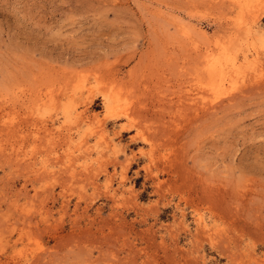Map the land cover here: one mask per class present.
Returning <instances> with one entry per match:
<instances>
[{
    "label": "rangeland",
    "instance_id": "374dc122",
    "mask_svg": "<svg viewBox=\"0 0 264 264\" xmlns=\"http://www.w3.org/2000/svg\"><path fill=\"white\" fill-rule=\"evenodd\" d=\"M239 1L0 0V264H264V0ZM206 48L239 68L194 111Z\"/></svg>",
    "mask_w": 264,
    "mask_h": 264
},
{
    "label": "bare ground",
    "instance_id": "6f19581e",
    "mask_svg": "<svg viewBox=\"0 0 264 264\" xmlns=\"http://www.w3.org/2000/svg\"><path fill=\"white\" fill-rule=\"evenodd\" d=\"M241 2V0L239 1ZM246 4V3H245ZM247 5V4H246ZM254 6V5H253ZM252 8V7H251ZM245 13V12H244ZM246 14V13H245ZM250 14V13H249ZM247 14V15H249ZM255 16V15H254ZM250 17V16H249ZM252 17V16H251ZM255 18V17H254ZM243 19V18H242ZM256 20V19H253ZM241 22V21H240ZM181 24V23H180ZM184 27V26H183ZM187 26H185L186 28ZM198 27V26H197ZM188 29V28H187ZM184 30V29H183ZM236 34V33H235ZM187 35V34H186ZM216 43V42H215ZM218 44V43H217ZM255 44V43H254ZM208 45V44H206ZM211 46V45H210ZM205 47V45H204ZM256 47V46H255ZM219 51L221 52V47H218ZM232 51H229L228 53H224L223 57L220 56L219 53H215L210 51L209 49H205L204 52L202 53H198L195 55L194 60H192V68L189 69V74H190V80L188 83V85L186 86V90H185V94L183 98H186V100H188L189 104H187L186 106L189 108H193L194 111H196L197 109H199V105L201 104V106L203 108H205L203 111L206 112L208 110H210V108L213 106L211 99H209V96L212 93H215L218 91V88L221 85H225L224 83L230 82L232 83L233 80L232 78H234V76L232 75V73L234 72V70H237L239 68V65H237L236 63V50L235 49H231ZM257 52V51H256ZM242 57L247 58V53L246 50L243 49L241 51ZM190 57V56H189ZM192 59V57H191ZM190 63V62H189ZM183 65V64H182ZM181 65V66H182ZM187 65H185L186 67ZM191 66V65H190ZM190 68V67H189ZM243 68V67H242ZM184 76V75H183ZM233 76V77H232ZM186 80V79H185ZM228 83V84H230ZM69 84V83H68ZM81 84V83H80ZM175 84V83H173ZM76 86V85H75ZM185 87V86H184ZM178 88V87H177ZM181 87H179L180 90ZM66 89H67V85H66ZM178 90V91H179ZM177 91V90H176ZM182 94V93H181ZM53 94L52 92H48L46 94H44L43 96H41V98H39V100L43 101L48 100V101H52L53 98ZM68 96V95H67ZM80 96V94H79ZM166 96V95H165ZM168 96V95H167ZM172 96V95H171ZM183 96V95H182ZM40 97V96H39ZM212 97V96H211ZM176 98V97H175ZM180 98L181 95H180ZM83 99V98H82ZM173 99V98H172ZM170 99V101L172 100ZM199 100V102H197V100ZM38 100V101H39ZM44 100V101H45ZM55 100V98H54ZM84 100V99H83ZM43 101V102H44ZM82 101V100H81ZM40 102V101H39ZM53 102V101H52ZM79 102V100H78ZM168 102V101H167ZM47 103V102H46ZM55 103V102H54ZM89 103V102H88ZM171 103V102H170ZM184 103V101H183ZM200 103V104H199ZM39 104V103H37ZM85 104V103H84ZM178 104V103H177ZM181 105V103H179ZM185 105V104H184ZM183 106V105H182ZM54 107V106H53ZM172 107V106H171ZM177 108V106H175ZM181 107V106H180ZM214 107V106H213ZM52 108V107H51ZM67 108V107H66ZM65 108V109H66ZM186 108V107H185ZM127 109V108H126ZM192 109V110H193ZM215 109V108H214ZM213 109V110H214ZM41 110V109H40ZM139 110V109H138ZM174 110V109H173ZM183 110V109H182ZM187 110V109H186ZM190 111V109H188ZM177 111V110H176ZM175 111V112H176ZM79 112V111H78ZM82 112V111H81ZM184 113V112H183ZM81 114V113H80ZM174 114V113H173ZM186 114V113H184ZM79 115V113H78ZM129 115V114H128ZM143 115V114H142ZM172 115V114H171ZM176 115V114H175ZM199 115V114H198ZM207 115V114H205ZM87 116V115H86ZM178 116V115H177ZM85 117V116H84ZM82 118V117H81ZM86 118V117H85ZM133 118V117H132ZM171 118V117H170ZM200 118V117H199ZM198 118V119H199ZM196 119V118H195ZM197 120V119H196ZM195 120V121H196ZM202 120V119H201ZM9 121V120H8ZM182 121V120H181ZM203 121V120H202ZM136 122V121H135ZM178 122V121H177ZM201 122V121H199ZM11 123V122H10ZM168 123V122H167ZM189 124V123H188ZM191 124V123H190ZM189 124V125H190ZM8 125V124H7ZM140 125V124H139ZM138 125V126H139ZM177 125V124H176ZM208 125V124H207ZM43 126V125H42ZM192 126V125H191ZM190 126V127H191ZM172 127V126H170ZM193 128V127H191ZM185 129V128H184ZM187 129V128H186ZM52 130V129H51ZM193 130V129H191ZM47 131V130H46ZM142 131V130H141ZM169 131V130H168ZM186 132V130H185ZM51 133V132H50ZM189 133V132H187ZM145 135V134H144ZM147 135V134H146ZM150 135V134H149ZM167 135V134H166ZM182 135V134H181ZM47 136V135H46ZM151 136V135H150ZM170 136V135H169ZM184 136V135H183ZM187 136V135H186ZM51 138V136H50ZM151 138V137H150ZM149 138V139H150ZM153 138V137H152ZM1 143V142H0ZM158 143V142H157ZM156 145V144H155ZM2 147V145L0 146ZM2 149V148H1ZM183 149V148H182ZM73 157V156H72ZM70 158V157H69ZM167 158V157H166ZM159 159V158H158ZM156 160V159H155ZM89 165V164H88ZM67 169V168H66ZM103 169V168H102ZM42 171V169H41ZM41 171H38L41 173ZM69 171V170H68ZM88 171V169H87ZM76 172V171H75ZM75 172L73 174H75ZM81 172V171H80ZM48 173V172H47ZM67 173V172H66ZM70 173V172H69ZM79 174V173H76ZM81 174V173H80ZM85 175V174H84ZM43 177V175H41ZM40 176V177H41ZM74 176V175H72ZM77 176V175H76ZM75 176V178H76ZM90 176V175H89ZM92 176V175H91ZM39 177V175H38ZM37 177V178H38ZM41 177V178H42ZM81 177V175H80ZM83 177V176H82ZM81 177V178H82ZM87 177V176H86ZM46 178V176L44 177ZM61 178V177H60ZM79 178V177H78ZM89 178V177H88ZM59 178H57L56 180H58ZM63 179V178H62ZM61 179V180H62ZM84 179V178H83ZM83 179H81V182L83 181ZM64 180H67V178H65ZM79 180V179H78ZM93 180V179H92ZM76 181V180H75ZM60 182V181H59ZM62 184V183H61ZM65 183H63L64 185ZM48 185V184H47ZM108 185V184H107ZM65 186V185H64ZM111 186V185H110ZM99 187V186H98ZM115 189V188H114ZM115 193V192H114ZM113 197V196H112ZM207 198V197H206ZM113 199V198H112Z\"/></svg>",
    "mask_w": 264,
    "mask_h": 264
}]
</instances>
